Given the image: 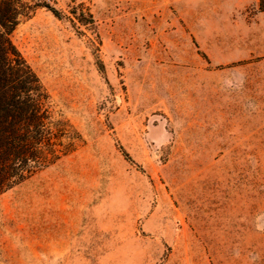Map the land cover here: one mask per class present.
<instances>
[{"label":"rangeland","instance_id":"rangeland-1","mask_svg":"<svg viewBox=\"0 0 264 264\" xmlns=\"http://www.w3.org/2000/svg\"><path fill=\"white\" fill-rule=\"evenodd\" d=\"M25 1L56 159L0 264H264V0Z\"/></svg>","mask_w":264,"mask_h":264},{"label":"trees","instance_id":"trees-1","mask_svg":"<svg viewBox=\"0 0 264 264\" xmlns=\"http://www.w3.org/2000/svg\"><path fill=\"white\" fill-rule=\"evenodd\" d=\"M49 4L0 0V195L31 178L37 168L56 159L54 133L47 127L48 95L37 74L12 41L26 10Z\"/></svg>","mask_w":264,"mask_h":264}]
</instances>
